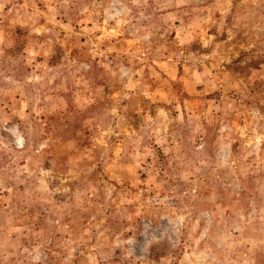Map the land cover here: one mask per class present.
<instances>
[{"label":"rangeland","instance_id":"374dc122","mask_svg":"<svg viewBox=\"0 0 264 264\" xmlns=\"http://www.w3.org/2000/svg\"><path fill=\"white\" fill-rule=\"evenodd\" d=\"M0 264H264V0H0Z\"/></svg>","mask_w":264,"mask_h":264}]
</instances>
